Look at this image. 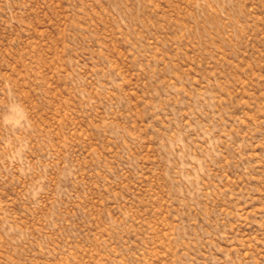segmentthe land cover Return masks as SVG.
Wrapping results in <instances>:
<instances>
[{
    "label": "rangeland",
    "instance_id": "374dc122",
    "mask_svg": "<svg viewBox=\"0 0 264 264\" xmlns=\"http://www.w3.org/2000/svg\"><path fill=\"white\" fill-rule=\"evenodd\" d=\"M0 264H264V0H0Z\"/></svg>",
    "mask_w": 264,
    "mask_h": 264
}]
</instances>
